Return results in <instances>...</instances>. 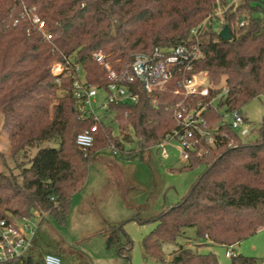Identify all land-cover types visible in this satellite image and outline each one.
<instances>
[{
  "label": "trees",
  "instance_id": "16d2710c",
  "mask_svg": "<svg viewBox=\"0 0 264 264\" xmlns=\"http://www.w3.org/2000/svg\"><path fill=\"white\" fill-rule=\"evenodd\" d=\"M229 0H0V112L17 173L0 172V217L32 221L53 215L63 222L71 199L85 185L90 165L100 151L124 147L111 129L87 110L77 109L72 91L73 74L55 77L51 64L74 60L88 84L105 90L107 78L92 60L101 50L112 66L130 62L137 52L154 47L172 48L197 44L199 53L194 71H205L209 83L224 89L217 103L224 111L238 110L264 95V4L243 0L215 17L193 34L218 7ZM45 22L50 39L42 37L24 9ZM244 20L245 24H237ZM227 25L230 39L223 40L214 25ZM58 79V81H57ZM58 82V83H57ZM137 90V89H136ZM136 104H109L122 140L131 127L140 151L158 144L174 127L172 110L179 97L174 86L158 90L156 101L138 90ZM217 108L206 115L209 125L222 117ZM242 112V111H241ZM96 124L94 142L80 148L75 138ZM257 135L242 141L238 133L222 127L223 138L214 148L205 147L201 156L192 153L189 161L174 172L203 166L202 172L180 200L138 222H153L154 229L141 241L145 257L165 262V244H176L171 264H218L216 254L200 247L222 244L232 247L264 228V120L253 128ZM57 146H43L44 143ZM35 150L31 155V151ZM128 150L122 156L132 157ZM115 155V154H114ZM14 159V158H13ZM16 161V162H15ZM195 231L193 243H178L186 230ZM189 239V238H188ZM106 250L130 260L132 241L123 226L106 236ZM45 253L37 246L19 258L0 264H44ZM61 262L65 264V259ZM256 258L234 254L230 264H255Z\"/></svg>",
  "mask_w": 264,
  "mask_h": 264
},
{
  "label": "rangeland",
  "instance_id": "374dc122",
  "mask_svg": "<svg viewBox=\"0 0 264 264\" xmlns=\"http://www.w3.org/2000/svg\"><path fill=\"white\" fill-rule=\"evenodd\" d=\"M242 1L237 0V4ZM253 1L264 4V0ZM203 75H206L209 82L207 73ZM220 85L223 86V83ZM220 85L213 86L215 92L219 90ZM222 93L223 87L219 94ZM104 96L102 92L98 93L92 103L93 109L103 125L111 129L112 135L118 137L124 147L116 155L106 149L95 157L88 169V180L84 187L73 195L70 213L63 222L53 215H46L42 221L38 216L33 217L32 222L37 229L32 245L39 247L44 253L59 256L61 260L64 258L65 264H171L170 253L176 248V244L163 246L165 262L145 257L141 241L154 229L155 224L149 221L140 223L136 218H147L172 202L180 200L202 172L203 166L183 172L172 171L173 167L186 164L179 158L178 151L169 149L166 158L160 155L156 145L141 152L131 127L125 131L129 136L128 140H122L114 116L101 108ZM241 111L246 122L238 127L237 133L242 141H249L257 135L253 128L259 127L264 120V95L245 104ZM47 145L57 146V143L43 144ZM128 150L134 151L135 154L126 159L122 155ZM34 152L35 150H32L31 155ZM20 159L22 158L19 153L14 157L10 155V144L0 112V172L17 173L13 161H21ZM105 161L111 162L112 165ZM120 225L132 241L129 261L115 251L106 250L107 234ZM194 234V229H187L185 238H179L178 243L189 245L187 241L190 240L192 244ZM209 250L216 254L218 264H230V256H226L227 251L232 255L239 253L255 257V264H264V228L232 247L215 244L210 248H199L201 252Z\"/></svg>",
  "mask_w": 264,
  "mask_h": 264
},
{
  "label": "built area",
  "instance_id": "2783aa9c",
  "mask_svg": "<svg viewBox=\"0 0 264 264\" xmlns=\"http://www.w3.org/2000/svg\"><path fill=\"white\" fill-rule=\"evenodd\" d=\"M237 0H229L225 7H218L214 10L213 16L208 17L198 28L191 31L193 34L200 32L211 23L215 17H221L229 8H234ZM28 15L31 23L42 33V37L50 39L51 34L44 30L45 22L36 13L35 8L30 11L24 9L21 17ZM245 24L241 20L237 26ZM219 24L214 25V30H220ZM199 48L197 44L184 45L166 49L154 47L148 52H137L130 62L121 64L118 68L112 66L107 55L101 50L92 53V60L102 67L105 72L107 84L105 90L88 84L84 78V72L74 60L64 57L63 61H56L51 64V73L55 77L73 74L72 91L77 99L79 112H91L95 119H99L93 109L92 103L99 92L104 96L101 108L105 111L109 104L139 102L138 90L146 92L149 97L156 101L155 93L168 85L174 86V93L179 99L175 102L172 110L174 127L165 137L156 144L160 155L168 157L169 149L178 151L179 158L185 163L190 159L192 153L201 156L205 147L214 148L223 138L222 127H228L237 133L239 126L246 122L241 111H224L217 103L223 96L219 93H212L214 88L207 82L204 71H194V61L197 59ZM58 81V79H57ZM137 89V90H136ZM217 108L222 113L221 119L215 125H209L205 116L210 108ZM96 124L78 133L75 142L82 148L91 147L95 133ZM239 134V133H238ZM112 151L117 154L116 148ZM36 226L29 219L13 221L0 217V263L26 255L31 249ZM230 251L226 256H231ZM44 264H63L59 256L52 253L43 255Z\"/></svg>",
  "mask_w": 264,
  "mask_h": 264
},
{
  "label": "water",
  "instance_id": "95a60500",
  "mask_svg": "<svg viewBox=\"0 0 264 264\" xmlns=\"http://www.w3.org/2000/svg\"><path fill=\"white\" fill-rule=\"evenodd\" d=\"M218 35L223 39V40H229L230 39V32L228 26L225 24L223 27L219 30Z\"/></svg>",
  "mask_w": 264,
  "mask_h": 264
},
{
  "label": "crops",
  "instance_id": "0c3cea01",
  "mask_svg": "<svg viewBox=\"0 0 264 264\" xmlns=\"http://www.w3.org/2000/svg\"><path fill=\"white\" fill-rule=\"evenodd\" d=\"M105 162H107V161H105ZM103 163H104V162H103ZM107 163H108L110 166L112 165V163H111V162H107ZM107 163H106V164H107Z\"/></svg>",
  "mask_w": 264,
  "mask_h": 264
}]
</instances>
